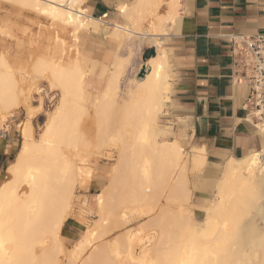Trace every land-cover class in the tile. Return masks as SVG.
I'll use <instances>...</instances> for the list:
<instances>
[{
  "label": "bare ground",
  "instance_id": "bare-ground-1",
  "mask_svg": "<svg viewBox=\"0 0 264 264\" xmlns=\"http://www.w3.org/2000/svg\"><path fill=\"white\" fill-rule=\"evenodd\" d=\"M86 1L0 0L5 6L14 4L33 8L49 15L63 27H72L76 40L72 64L63 66L60 61L50 63V60L44 65L39 60L35 66L39 72L48 68L49 88L56 91L59 98L38 139L33 137L29 120L21 128L20 147L10 163V171L7 169L12 175L11 180L0 186V264H63V241L66 238L63 230L68 210L76 201L77 186L87 188L84 184L93 172L85 166L86 161L82 163L64 156L61 145L77 146L83 135L81 132L78 136L80 121L86 107L89 108L86 106L88 102L94 107L101 146L113 132L111 138L118 146V160L111 170L112 177L103 193L97 195V208L103 221L100 227L105 226L104 231L99 229L100 233L96 230L97 235L102 237L103 232L106 236L109 231L122 226V220L118 221V209H121L120 203L129 197L154 199L166 189L175 208L162 210L155 218L158 238L152 249H145L142 244L141 253L135 256V250H131V247L135 249L134 246L130 247L133 235L127 230L128 235L126 232L125 236L122 235L125 238L119 236L118 239L117 236L118 242L114 238L117 244L114 241L115 244L107 245L98 238L105 246L99 241L100 244L95 245L98 249L93 251L90 248V254L85 258L82 256V261L79 259L80 264H120L118 261L123 250H126L127 262L134 264H264V117L254 120V113L250 110L244 119L251 125L257 144L239 157L227 156L222 165L216 166L217 178L212 182L205 181L201 172L206 163L205 149L190 144L189 152H185L182 142H190L184 131L177 129L173 132L169 126H159L171 93L167 54L160 47L158 33L149 32L148 28L138 31L136 23L137 14L152 12L156 0L118 4V15L124 22L117 19L111 22L107 13L99 17L87 13L83 6ZM173 14L171 9L164 21L152 23L150 27L166 33L165 21L174 23ZM88 33L107 35L106 39L115 50L123 41L137 37L135 54L145 42L157 45L156 54L146 60V73L139 78L130 77L123 103H118V94L121 92L124 62L118 56L108 62L106 52L100 63L85 55L82 38ZM4 61L0 59V106L14 110L25 102L19 100L16 77ZM88 75H97L104 80V88L95 98L97 101H93L92 94L86 89ZM29 108L27 117L30 118L34 109ZM169 134L174 137L167 139ZM188 172L193 173L194 180L189 179ZM194 192L207 196L205 204L199 207L203 212L199 219L193 210ZM90 233L88 237L93 234ZM83 237L84 241L72 245L73 248L78 246L79 253L88 249L85 246L93 241L91 238L95 240L93 236ZM122 239L125 243L121 242ZM122 245L126 248L122 249ZM71 253L68 251L66 255L69 254L70 258ZM73 253L71 262L75 257Z\"/></svg>",
  "mask_w": 264,
  "mask_h": 264
},
{
  "label": "rangeland",
  "instance_id": "rangeland-1",
  "mask_svg": "<svg viewBox=\"0 0 264 264\" xmlns=\"http://www.w3.org/2000/svg\"><path fill=\"white\" fill-rule=\"evenodd\" d=\"M161 3H164V0H162L160 4ZM0 5V26H2L3 28H0V31L2 30V33L0 34V54L2 53L0 55V59L2 61H6L4 62L8 66V69L10 68L9 71H11L12 75H14V78L16 77L15 81L16 86L18 87L17 91H19V93L17 92L18 98L20 97L19 100H23V103L25 102L23 106L14 110H6L0 106V140L3 149L7 148L3 140H5L6 142H8L9 140H13L18 144L19 149L22 140L21 128L24 126L27 120H29L30 124L32 125L33 137L35 138V140L38 139L40 137V133L42 132L44 122L46 121L50 112L56 106L59 98V94L56 91H51L49 88L47 78L50 72L48 68L42 69L45 72L42 70L39 72L36 70L35 66H37L40 61V64L42 63L46 65V63L50 60V63L54 61H60L63 66L72 64L76 52V40L73 38L75 35L72 34V27H63L59 23L54 22L55 20L53 21V19L45 13L37 12L33 8L29 7H20L17 5L14 6V4L5 6L4 4L0 3ZM156 5H154L155 9H153L152 12L137 14L136 23L138 24V31H144V26L146 25L150 29L149 32L158 31L156 28L150 27L152 23H159L158 21L156 22V19H158V14L159 12H161V5H159L158 8ZM139 16H141V19H138ZM106 37L107 35L96 36L92 33H88L87 35H85L82 38L84 39L82 40L84 41L82 44L83 53L87 56L89 55L88 57L92 60L96 59L98 63L102 61L103 52H106V54L108 55L106 57V60H108V62H110L115 56H118L123 60L124 71L122 80L120 82L121 94H118V97L120 99L116 96L117 100L119 99L118 103L120 104L125 101L124 99H126V90L128 88L126 85L128 84L130 77H141V71L143 68H145V66H142L141 68L140 52L135 54L136 43L138 41L137 37H132L128 40L123 41V43L119 45L117 50H115V47L108 42ZM86 83V89L92 94V97L94 98L93 101H97V99L95 98L99 96L98 92L100 91V94L102 91L100 89L104 88L103 78H100L97 75H88ZM21 89L24 91L21 92ZM24 99L27 100V102ZM91 104V102L87 103L86 106H89V108L86 107L83 118L81 117V127L79 129L78 136L81 135V132L84 136L81 135L79 138L80 141L77 144L75 143L77 146H75L74 144H72V146L74 145V147H71V144L66 145L69 148L68 149L67 147H62L61 145V152H65L63 153L64 156L69 159L71 158L77 161L80 160L82 163L86 161L85 166L91 168L90 170L93 172V176L88 180L87 183L84 184L87 188H80V185L77 186L75 192L76 201L71 204L68 210L69 213L65 220V226L63 230V235L66 237L63 241L65 246V256L63 257V264H67V262L71 260L70 258L72 257L73 252V256L75 257L72 258V262L78 260L75 263L80 264V261L83 260L82 256L85 258L86 254L87 256L90 254V248L93 249V251L95 249H98L97 246L95 248V245H97V243L100 244L102 241H105L106 244L108 243L107 245H111L112 242L114 243L117 236V238L120 239L119 236L126 234L127 230L130 232V235H135L134 237L132 236L133 239L131 238L132 242L130 241L132 243H130V247L132 245L135 248L132 249L133 247H131V250H135V256H138L137 254L141 253L140 247L143 248L146 246L147 248L145 247V249H152L151 247H153V244H155V241H157L156 239L158 238V229L155 226V218L158 217L162 210L175 208V202L168 197V191L166 189L165 191H162V193H159V196H157V200L155 199L157 197H155L154 199H150L148 196H141L137 198L129 197L125 202L121 203L120 200L119 203L121 204V206L119 207L121 209H118L120 213H118L117 215H120V219L118 218V221H123H120L123 227L118 223L120 228L116 227L117 229L115 228V230L109 231L106 236L104 234L105 237L103 236V232L102 237H100L101 234L97 235V231L99 229L103 230L105 227L104 225L103 227H100V223H103V221H101L97 208V195L99 192L103 193V191L109 184V181L112 177L111 170L116 166L115 164L118 160V146L114 143L113 138H111L114 132L110 133V139H108V137L106 138L105 141L107 143H102L103 146H101V143H99V128L96 124L94 107L93 105L91 106ZM26 106L27 108L31 106L29 108L30 110L34 109V111H32L34 115H30V118L27 117L29 113H27L28 109L25 108ZM166 108L167 107L164 108L165 113H167ZM159 126H169L168 128H171V131L176 132L175 129H173L171 122L168 121L167 118L163 117V114L159 120ZM251 133L255 144H257L256 135L252 131ZM83 137L86 139H84ZM173 137V134H169L167 136V139H172ZM81 140H84L83 142L88 141L89 144L87 142L83 144ZM189 145L190 144L188 143L182 142V147L185 152H189ZM82 148L83 150L85 149L84 152L87 150V153L81 152L83 151L81 150ZM246 151L247 149L244 150L243 154ZM6 153L9 154V150H6ZM82 156H84V159ZM14 159L13 157H10V160H12L11 162H13ZM7 160L8 161L5 162L3 169H0V186L7 184V182L9 183V180H11L12 177L11 173L9 172V166L11 163H9V157ZM224 161L225 158L223 156L222 160L218 161L217 163H212L211 161H207L206 159V163L202 167L201 171L203 173L204 180L207 182H212L215 178H217L218 173L216 166L217 164L222 165ZM188 175L189 179L192 178V180H194L192 172H188ZM206 197L207 196L201 192H194L193 194V210L195 212V217L198 219L203 216V212L199 207L205 204ZM118 199L119 198H117V200ZM89 232L93 233H90V235L92 234V236L95 237V240L97 241H95L94 238H91L92 236L88 237ZM84 235H86V238H91V240L93 241H91L92 243L90 242L87 246H85L88 249L84 248V251L79 253L78 246L74 247L76 249L74 250L72 245L74 243H77L78 241H84ZM126 235H128V233ZM124 236L122 237L125 238ZM98 238H102L103 240L101 241V239ZM118 239H116V241ZM123 240L125 239H122V241H120L122 243H125V241ZM139 241L140 243H142L140 244ZM105 243L101 244L105 246ZM90 244L91 246H89ZM124 248H126L125 245L122 249ZM70 250H72V253ZM68 251L69 253H71L70 258L69 254L66 255ZM124 252L125 254H123ZM76 256L78 257V259L74 260V258H77ZM126 258V250H123L122 256L119 258V260H121L118 262H123L122 264H129L131 261L127 262L128 260ZM72 262L70 261L71 264ZM132 264H134V262Z\"/></svg>",
  "mask_w": 264,
  "mask_h": 264
},
{
  "label": "crops",
  "instance_id": "crops-1",
  "mask_svg": "<svg viewBox=\"0 0 264 264\" xmlns=\"http://www.w3.org/2000/svg\"><path fill=\"white\" fill-rule=\"evenodd\" d=\"M132 1L87 0L83 6L93 16L107 13L111 22H124L117 5ZM161 1L156 0L157 8L161 5L156 22L174 11V23L165 21L166 33L155 32L167 54L171 86L163 117L175 131H184L189 144L203 147L207 161L241 156L256 144L244 119L252 109L247 101L249 85L242 77L243 55L232 38L264 32V0ZM156 52V44H142L141 68H147L146 60ZM3 142L7 148H2L0 140V169L18 150L13 140Z\"/></svg>",
  "mask_w": 264,
  "mask_h": 264
},
{
  "label": "built area",
  "instance_id": "built-area-1",
  "mask_svg": "<svg viewBox=\"0 0 264 264\" xmlns=\"http://www.w3.org/2000/svg\"><path fill=\"white\" fill-rule=\"evenodd\" d=\"M243 55L242 77L247 79V101L255 118L264 117V32L251 36H234Z\"/></svg>",
  "mask_w": 264,
  "mask_h": 264
},
{
  "label": "trees",
  "instance_id": "trees-1",
  "mask_svg": "<svg viewBox=\"0 0 264 264\" xmlns=\"http://www.w3.org/2000/svg\"><path fill=\"white\" fill-rule=\"evenodd\" d=\"M91 15H92V14H91ZM145 57H147V56H145ZM143 69L145 70V72H144ZM143 69H142V71H141V77H142V76L146 73V71H147V68H143Z\"/></svg>",
  "mask_w": 264,
  "mask_h": 264
}]
</instances>
